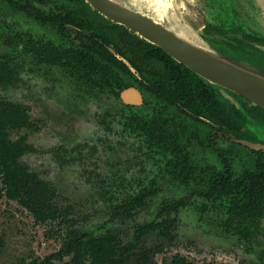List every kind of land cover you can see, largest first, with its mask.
Segmentation results:
<instances>
[{"label": "trees", "instance_id": "1", "mask_svg": "<svg viewBox=\"0 0 264 264\" xmlns=\"http://www.w3.org/2000/svg\"><path fill=\"white\" fill-rule=\"evenodd\" d=\"M55 3L63 8L74 27L89 31L91 37L76 32L75 39L80 44L74 41L70 47L64 46L67 45L64 35L55 37L59 39L58 45L53 41L40 43L31 37L19 38L23 53L31 55L37 65L60 68L89 97L107 96L119 103L122 112L115 118L114 126L138 138L168 178L158 176L160 181H153L151 187L139 184L134 193L125 194L121 199L113 198L117 201L109 200L106 222L109 226H102L95 232L83 231L78 228L79 221L71 218V210L57 204L56 187L21 162L35 149L26 135L17 140L12 136L22 130L38 129L29 106L0 99V179L5 196L21 205L36 223L57 224L58 230L50 233L61 241L60 249L44 259L22 260L16 264H55L67 258H70V264H159L157 258L177 246L179 216L189 205L188 199L164 200L152 221L138 223L140 213L158 195L156 187L161 182H172L190 190L193 197L198 195L199 214L208 215L210 210L222 213L218 224L223 233L244 242L246 252H256L258 264H264V154L258 158V164L263 168L240 171L234 176L212 172V166L198 160L199 150H211L210 137L216 128L228 134L230 113L234 116L235 133L252 123L250 118H258L239 110L263 109L208 83L159 47L106 20L84 0H57ZM24 12L27 17L37 20L32 5L28 4ZM39 15L41 19L45 16L44 13ZM240 32L239 27L227 32L209 25L203 36L221 41L247 56L264 76V53L256 47L264 46V38L248 29ZM23 69V63L3 56L0 59V86H15ZM130 87L144 95L142 107L126 106L121 102V92ZM220 91L229 92L239 103L220 97ZM261 115L264 117L263 112ZM201 118L214 122L217 127ZM102 123L107 122L102 120ZM241 148L235 145V149ZM223 150L225 153H220L218 158L227 157ZM217 151L221 152V149L217 148ZM248 151L252 156L257 154ZM163 264L191 263L176 254L165 258Z\"/></svg>", "mask_w": 264, "mask_h": 264}, {"label": "rangeland", "instance_id": "2", "mask_svg": "<svg viewBox=\"0 0 264 264\" xmlns=\"http://www.w3.org/2000/svg\"><path fill=\"white\" fill-rule=\"evenodd\" d=\"M115 1L221 56H225L219 51L221 46L212 47L202 39L207 22L225 25L229 11L231 18L238 13L237 19L243 18L252 27L264 31V0H168L167 8H161L159 0ZM0 13L7 15L10 25L3 28L1 22L0 58L14 53L13 60L23 63L24 68L15 86H0V99L29 106L32 120L38 125L37 130H22L12 136L17 140L26 135L35 149L21 162L56 187L57 204L71 210V218L79 221L78 228L95 232L109 226L106 224L109 200L117 201L113 198L134 193L139 184L151 187L153 181H160L159 177H168L138 138L114 126L115 118L122 112L119 103L107 96L91 98L60 68L37 65L31 57L13 52L9 40L22 31L37 36L38 30L12 11L0 8ZM228 56L238 63L255 66L236 51ZM102 120L107 123L103 125ZM105 126L114 129L107 130ZM157 186L158 195L137 218L140 224L152 221L164 200H189L179 216L178 244L157 258L159 264L176 254L191 264H258L256 252L247 253L244 242L223 233L218 224L222 213L210 210L203 216L197 211L200 199H190L189 191L172 182ZM58 228L57 224L36 223L21 205L9 201L0 179V264L44 259L57 252L61 241L50 232ZM69 262L67 258L55 264Z\"/></svg>", "mask_w": 264, "mask_h": 264}, {"label": "flooded vegetation", "instance_id": "3", "mask_svg": "<svg viewBox=\"0 0 264 264\" xmlns=\"http://www.w3.org/2000/svg\"><path fill=\"white\" fill-rule=\"evenodd\" d=\"M28 1L31 3H28ZM56 1L57 0H0V8H3L7 11H12L14 15L22 17L24 20H26V22L33 25L38 30L37 36L35 34H32V32L30 31H22L19 34H17L15 37H13L11 40H9V43L13 46V48H11L13 52L17 54L21 53L22 56L32 57L31 55H27L23 53V46L18 42L19 38L21 39L24 37H31L33 40L39 41L40 43L53 41L54 43H56V45H58L60 44L59 39L56 40L55 37L59 35H64L65 37H67L66 38L67 45L65 43L64 44L65 47H70V45L74 41L77 44H80V42L75 39L78 36L77 35L78 32L83 33L87 37H91V34L89 31L76 28L70 23L69 17L67 16L65 12H63L62 7L59 8V6H57V4L55 3ZM66 1L72 2L73 0H66ZM84 2L88 4L86 0H84ZM28 4L35 7V15H36L37 20L35 18L34 19L29 18L24 14L25 8L28 6ZM230 5H229V10L231 9ZM41 13H44L45 15L43 19H41L39 15ZM237 16H238V13H235V16L231 18L229 11H228V19L225 25H220V24L217 25L211 22H207L203 26V31L201 34L202 39L208 42L212 47L218 48L219 46H221L222 48L219 49V51L225 55H228L229 53H234L233 52L234 49L232 47L228 46L225 43H222L221 41H217L215 39H211V38L206 39L203 36L205 30L207 29L209 25L218 27V28H223L227 32H231V30L236 27H239L241 29L240 33H242L243 29H248L252 31L253 34L254 33H257L258 35L260 34L264 38V31H262L258 27H257L258 29L252 27L243 18L237 19ZM0 17H1L0 27L2 26L1 22L4 23V25L2 26L3 28H5V26L10 27V25L7 24V15L5 16L3 15V13H0ZM47 21H50V22L47 23ZM0 34H1V31H0ZM3 56H8L11 59L16 58L14 53L3 55ZM3 56H1V58ZM133 72L135 73V71ZM130 88H135V87H130ZM220 95H221L220 97L222 98L224 97L226 100H231L233 102L235 101L237 104L239 103L238 100L232 97L229 92L226 93V92L220 91ZM120 99H121V94H120ZM121 102L123 103L122 100ZM144 103L145 101H144V95H143V104L141 106H132V107H142ZM126 106H130V105H126ZM238 112L243 113V114L246 113V114L256 115L258 116V118L257 117L254 119L250 118V121L252 123H249L246 126L240 127L241 130L235 131L234 133L233 131L234 116L230 113L227 117L228 128H229V130H227L228 134L217 131V128H216L217 125L214 122L201 118V119H204L207 123L211 124L214 128H216V131L210 137L211 141L213 142V144L210 145L211 150L207 148H205L204 150L198 149L199 150L198 160L202 164L212 166V170L214 169L212 172L219 171V172H224V173H227L228 175L234 176L235 174H238L240 171L250 172V171H253V169H259V166L263 168L262 164L261 165L258 164V158H261L260 155H262V153L264 154V117L261 118L262 116L261 114L262 112L264 114V110L254 111L250 109H242V110H239ZM235 134H237V136ZM240 141H248L250 143L260 146L261 148L258 150H251L248 147L241 144ZM235 145L242 146L243 148H246V149H243V148L235 149ZM217 148H220L221 152L217 151ZM222 148L225 149L227 152V157H226L227 159L225 157L218 158L220 153H223V154L225 153ZM247 149L253 152H256L257 154H254V156H252L251 153ZM235 150H237L236 152L237 156L234 155ZM183 189L191 193L190 190L184 187ZM196 196L198 195H195V197ZM192 198L194 197L191 193L190 199ZM207 213L209 214V211ZM262 225L264 226V219L262 221Z\"/></svg>", "mask_w": 264, "mask_h": 264}, {"label": "water", "instance_id": "4", "mask_svg": "<svg viewBox=\"0 0 264 264\" xmlns=\"http://www.w3.org/2000/svg\"><path fill=\"white\" fill-rule=\"evenodd\" d=\"M86 2L110 22L125 27L141 39L159 47L176 62L208 83L232 92L264 110V76L255 70L256 68L194 44L152 17L134 11L118 1L86 0ZM256 47L264 53L263 45ZM121 100L126 105L141 106L143 95L136 88H129L121 93ZM240 143L251 150L261 148L248 141Z\"/></svg>", "mask_w": 264, "mask_h": 264}, {"label": "bare ground", "instance_id": "5", "mask_svg": "<svg viewBox=\"0 0 264 264\" xmlns=\"http://www.w3.org/2000/svg\"><path fill=\"white\" fill-rule=\"evenodd\" d=\"M159 2H160V7L161 8H167V6H168V4H167V2H168V0H159ZM171 2V1H170ZM165 11V10H164ZM166 15V14H165Z\"/></svg>", "mask_w": 264, "mask_h": 264}]
</instances>
